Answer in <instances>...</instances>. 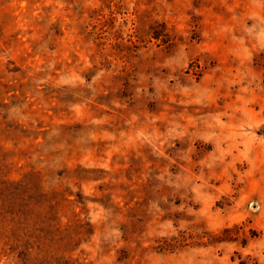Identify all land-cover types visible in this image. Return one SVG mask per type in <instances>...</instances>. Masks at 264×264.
<instances>
[{
  "label": "rangeland",
  "instance_id": "obj_1",
  "mask_svg": "<svg viewBox=\"0 0 264 264\" xmlns=\"http://www.w3.org/2000/svg\"><path fill=\"white\" fill-rule=\"evenodd\" d=\"M0 264H264V0H0Z\"/></svg>",
  "mask_w": 264,
  "mask_h": 264
}]
</instances>
